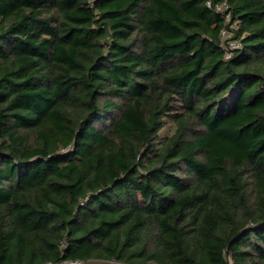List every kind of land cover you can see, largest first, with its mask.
<instances>
[{
    "label": "trees",
    "instance_id": "trees-1",
    "mask_svg": "<svg viewBox=\"0 0 264 264\" xmlns=\"http://www.w3.org/2000/svg\"><path fill=\"white\" fill-rule=\"evenodd\" d=\"M61 260L264 264V0H0V264Z\"/></svg>",
    "mask_w": 264,
    "mask_h": 264
},
{
    "label": "built area",
    "instance_id": "built-area-1",
    "mask_svg": "<svg viewBox=\"0 0 264 264\" xmlns=\"http://www.w3.org/2000/svg\"><path fill=\"white\" fill-rule=\"evenodd\" d=\"M208 6L211 7V8H214L217 12L219 13H222L224 14L225 16V19H226V23L228 22H231V14L229 13V7L226 3H217V4H212L211 2L208 3ZM232 28H237L238 27V20H235V21H232ZM222 36L224 39H228L230 37H233V34L232 33H229L227 29H224L222 31ZM225 47H227V51L225 53L226 57L227 58H230L232 56V53L229 51L232 50V51H235V50H238L241 48V43L239 41H235L232 39H230L228 41V43H224ZM67 245H65L64 247H66ZM108 263H114V264H123V263H119L115 260H112V261H109V262H103L101 264H108ZM45 264H84L82 261H79V260H61V261H58V262H51V263H45Z\"/></svg>",
    "mask_w": 264,
    "mask_h": 264
},
{
    "label": "water",
    "instance_id": "water-1",
    "mask_svg": "<svg viewBox=\"0 0 264 264\" xmlns=\"http://www.w3.org/2000/svg\"><path fill=\"white\" fill-rule=\"evenodd\" d=\"M108 264H114V263H108Z\"/></svg>",
    "mask_w": 264,
    "mask_h": 264
},
{
    "label": "rangeland",
    "instance_id": "rangeland-1",
    "mask_svg": "<svg viewBox=\"0 0 264 264\" xmlns=\"http://www.w3.org/2000/svg\"><path fill=\"white\" fill-rule=\"evenodd\" d=\"M166 131H164V134H165Z\"/></svg>",
    "mask_w": 264,
    "mask_h": 264
}]
</instances>
